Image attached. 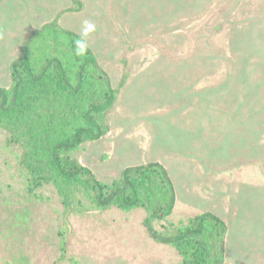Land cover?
<instances>
[{
	"label": "rangeland",
	"instance_id": "obj_1",
	"mask_svg": "<svg viewBox=\"0 0 264 264\" xmlns=\"http://www.w3.org/2000/svg\"><path fill=\"white\" fill-rule=\"evenodd\" d=\"M0 0V87L34 31L97 30L89 46L114 88L110 131L72 154L110 184L160 163L176 191L158 231L211 212L226 224L223 264H264V0ZM30 159L0 125V264H180L143 209L67 208L31 194ZM87 202V201H86ZM88 204V203H85Z\"/></svg>",
	"mask_w": 264,
	"mask_h": 264
},
{
	"label": "trees",
	"instance_id": "obj_2",
	"mask_svg": "<svg viewBox=\"0 0 264 264\" xmlns=\"http://www.w3.org/2000/svg\"><path fill=\"white\" fill-rule=\"evenodd\" d=\"M73 2L77 7L67 12L82 11V1ZM77 36L56 22L34 31L21 56L10 64L11 87H0V125L23 143L30 159L28 191L36 194L53 186L67 208L143 209L148 233L174 246L182 257L180 264H223L227 227L215 214H198L175 234L155 228L176 204V191L163 165L126 168L121 178L107 184L73 158L82 145L110 131L108 115L124 86H112L90 46L86 56L74 55Z\"/></svg>",
	"mask_w": 264,
	"mask_h": 264
},
{
	"label": "clouds",
	"instance_id": "obj_3",
	"mask_svg": "<svg viewBox=\"0 0 264 264\" xmlns=\"http://www.w3.org/2000/svg\"><path fill=\"white\" fill-rule=\"evenodd\" d=\"M97 30L96 25L90 20H84L78 36L73 40L74 55L84 57L88 54V38Z\"/></svg>",
	"mask_w": 264,
	"mask_h": 264
}]
</instances>
